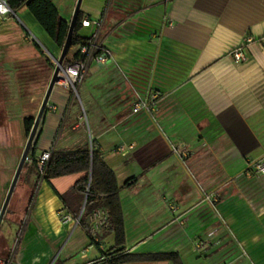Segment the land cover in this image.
<instances>
[{"label": "crops", "instance_id": "1", "mask_svg": "<svg viewBox=\"0 0 264 264\" xmlns=\"http://www.w3.org/2000/svg\"><path fill=\"white\" fill-rule=\"evenodd\" d=\"M53 3L69 23L76 0ZM80 10L102 18L99 39L113 58L89 63L79 98L88 113L73 104L69 88L53 86L25 162L52 147L84 144L85 115L119 186L124 252H177L183 264H264V173L247 170L264 160V0H82ZM92 31L82 26L79 34ZM44 45L59 56L25 5L15 16H0V196L26 143L24 120H34L53 73ZM240 47L246 59L235 63L231 52ZM139 98L149 108L133 112ZM120 144L133 148L119 152ZM80 177L46 181L30 166L21 171L13 207L0 224L9 249L23 227L13 264H90L106 257L113 233L96 225L94 212L79 221ZM72 230L78 242L61 249ZM86 239L98 256L88 257Z\"/></svg>", "mask_w": 264, "mask_h": 264}, {"label": "trees", "instance_id": "2", "mask_svg": "<svg viewBox=\"0 0 264 264\" xmlns=\"http://www.w3.org/2000/svg\"><path fill=\"white\" fill-rule=\"evenodd\" d=\"M10 7L15 12L19 7L25 5L30 13L34 16L37 22L42 26L46 33L52 38L56 45L61 49L69 28V23L58 12L53 0H7ZM83 12L80 10L74 26L73 35L71 37L69 49L76 46L75 52L68 56V52L64 59V65H68L76 61L79 56L78 46L84 44L88 37L79 34L82 28ZM53 66L50 58H47ZM70 93L74 97L71 89ZM73 104L77 105L76 98ZM78 106V105H77ZM25 133L28 135L33 124V118L29 117L24 120ZM51 157L47 163L43 179L49 181L53 178L62 177L71 174H81V177L76 182V188L84 193L90 175V183L88 194L86 197L82 215L79 218L81 223L99 209L108 214L104 225H107L109 231L114 235V246L108 251L103 252V255L109 257L108 260L102 259L94 261L90 264H102L104 261L109 264H117L120 262L131 261H168L172 264H183L180 255L177 252H155L142 254H129L124 252L123 243L125 240L124 220L122 215V208L119 200V186L116 181V176L113 169L105 162L102 153L96 148L95 140L86 141L84 144L74 149H63L52 147ZM37 158H33L28 164L24 163L23 169L28 166L36 174ZM16 189L14 190L9 205L7 207L4 218L8 215L13 201L15 200ZM32 193L29 197V203L33 198ZM64 199L62 195H59ZM82 197L83 194L81 193ZM23 227L20 224L16 236H22ZM10 255V249L5 247L0 240V257L5 259ZM56 261V260H55ZM13 264V262H12Z\"/></svg>", "mask_w": 264, "mask_h": 264}, {"label": "built area", "instance_id": "3", "mask_svg": "<svg viewBox=\"0 0 264 264\" xmlns=\"http://www.w3.org/2000/svg\"><path fill=\"white\" fill-rule=\"evenodd\" d=\"M0 16H15V12L8 4L7 0H0ZM103 20L101 17L92 19L88 16H83L82 18V26H93V31L87 36V41L78 46L79 56L71 64L62 65L59 71V80L57 84H60L64 87H67L72 90L73 94L77 93V84L82 81L85 77L89 63L95 61L98 64H106L110 62L113 58V54L109 48L104 46L99 39L100 30L102 27ZM247 41H251L250 38ZM261 42L264 43V36L261 38ZM232 59L235 63L244 61L246 59V54L243 51V48L234 49L231 52ZM53 64L55 65L54 57H51ZM75 96V95H74ZM149 101L147 98H139L133 105L132 111L138 112L142 109L149 108ZM48 107V105H47ZM51 109H55V106L50 105ZM83 117V115H82ZM84 118L86 119L85 115ZM91 139H89V142ZM132 145H125L120 144L116 147V150L119 152H124L128 149H132ZM176 153L179 155L186 154L185 151L175 149ZM52 149L45 150L40 153L37 157L35 168L38 175L43 178L46 170L47 163L51 157ZM248 171H252L254 174L264 173V160L254 161L248 164L247 166ZM90 180H88L86 189L84 191L85 196L87 197L88 188H89ZM92 217L96 220V225H102L107 220L108 214L103 210H97L93 213ZM68 219V217H66ZM20 241V236H16L12 246L10 247V255L8 258H1L0 257V264H12L16 249L18 247ZM105 260H108L109 257H105ZM217 264H224V263H217Z\"/></svg>", "mask_w": 264, "mask_h": 264}, {"label": "water", "instance_id": "4", "mask_svg": "<svg viewBox=\"0 0 264 264\" xmlns=\"http://www.w3.org/2000/svg\"><path fill=\"white\" fill-rule=\"evenodd\" d=\"M81 3H82V0H76L75 7L73 10V14H72V17H71L70 22H69V28H68V32H67L65 42L61 48L59 56L57 58H54L55 59V65H54L52 76H51L50 81L48 83L44 97L40 103L38 112H37L36 116L34 117L33 124L30 128V131H29L27 139H26V143L24 145V148H23L22 153L20 155L19 161H18L17 166L15 168L13 177L11 179V182H10L9 187L7 189L6 195L4 197L2 205L0 207V224H1V222L4 218V215L6 213L7 207L9 205L10 200H11L12 194L14 192L15 186H16L17 181L19 179L23 165H24L25 161L28 159V154H29V151H30L32 144L34 142L38 125L42 119V116H43L46 108H47V103L49 100L51 90H52L53 86L57 83V81L59 80V71H60V69L64 63V59H65L67 51L69 49L71 37L73 35L74 26L76 23L78 13L80 11ZM89 180H90V175H89ZM85 201H86V196L84 197L83 206L85 204ZM82 209H83V207H82Z\"/></svg>", "mask_w": 264, "mask_h": 264}, {"label": "rangeland", "instance_id": "5", "mask_svg": "<svg viewBox=\"0 0 264 264\" xmlns=\"http://www.w3.org/2000/svg\"><path fill=\"white\" fill-rule=\"evenodd\" d=\"M109 1V0H108ZM105 8H107V7H105ZM44 47L46 48V50L48 51V56H49V58L51 57V56H54V53L49 49V47H47V46H45L44 45ZM73 50V48L71 47L70 49H69V51H68V55H70V53H71V51ZM53 68H54V65H53ZM86 76V75H85ZM88 76H86V78H87ZM86 78L84 79H82V81H80L78 84H77V86H76V88H77V93H75L74 95H75V97H76V101H77V105H78V107H79V109H80V112L83 114V112L84 111H87V108L85 109H82L83 107H82V105H81V103H80V100H79V98L81 99V96H82V86L85 84V81H86ZM79 95V96H78ZM87 113H88V111H87ZM88 115V114H87ZM84 118V117H83ZM83 122H84V124H85V127L83 128V131H82V135H83V138H84V140H85V142L86 141H88L89 142V139H91V137L89 136V135H91L92 134V132H90V133H88V131H87V124H86V120H85V118H84V120H83ZM89 126V125H88ZM67 128H68V122H66V120H65V122L63 123V124H61L60 125V128H59V131H58V133H57V136H56V141H57V143L59 144V142H60V140L61 139H63V137L66 135V131H67ZM4 197H5V195H1L0 196V207H1V204H2V202H3V199H4ZM84 197H85V193H83V196L81 197V200H84ZM82 207H84L83 205H82ZM22 220H23V218H24V216L22 215ZM78 230L76 231V232H74L73 230L72 231H70L68 234H67V237H66V239H65V242L63 243V245H62V247H61V249L63 248V247H65L66 246V248L67 247H70V245L72 244V243H74L75 241H76V243L78 242ZM12 241L11 242H13V239H11ZM86 242L87 243H85V244H87V246H86V249L88 248V257L89 258H92V257H95V256H98L99 255V250L97 249V247L93 244V243H90L91 245H88V240L86 239ZM106 243V242H105ZM104 243V244H105ZM12 244L13 243H10L9 244V246L11 247L12 246ZM105 246L107 247V244H105ZM81 249H83V247H79V248H77V253L73 256V259H75V260H78L79 259V255H80V250ZM84 250V249H83ZM84 252V251H83ZM82 254V253H81Z\"/></svg>", "mask_w": 264, "mask_h": 264}]
</instances>
